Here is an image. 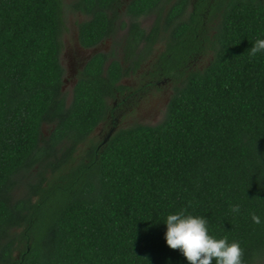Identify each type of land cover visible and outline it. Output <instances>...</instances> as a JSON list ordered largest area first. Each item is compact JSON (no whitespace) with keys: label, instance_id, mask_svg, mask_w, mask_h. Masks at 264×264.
Here are the masks:
<instances>
[{"label":"trees","instance_id":"trees-1","mask_svg":"<svg viewBox=\"0 0 264 264\" xmlns=\"http://www.w3.org/2000/svg\"><path fill=\"white\" fill-rule=\"evenodd\" d=\"M65 6L0 0V264H188L164 238L179 211L264 264V52L250 54L264 0H73L81 45L124 55L94 54L70 100ZM152 56L151 78L173 85L162 120L94 142Z\"/></svg>","mask_w":264,"mask_h":264},{"label":"clouds","instance_id":"clouds-1","mask_svg":"<svg viewBox=\"0 0 264 264\" xmlns=\"http://www.w3.org/2000/svg\"><path fill=\"white\" fill-rule=\"evenodd\" d=\"M264 52V38L257 39L250 48L255 56ZM239 213V205L231 207ZM251 219L259 224L260 218L252 214ZM166 225L164 238L171 249H178L188 264H242V248L238 241L229 242L227 237L216 238L209 234L207 219L179 211L168 214L163 222Z\"/></svg>","mask_w":264,"mask_h":264},{"label":"rangeland","instance_id":"rangeland-1","mask_svg":"<svg viewBox=\"0 0 264 264\" xmlns=\"http://www.w3.org/2000/svg\"><path fill=\"white\" fill-rule=\"evenodd\" d=\"M73 0H64L65 2V18H66V28L63 33V42L65 44L64 51L62 53V64L65 67L66 70V79L68 82L70 81V75L78 67L81 63V57L82 53L79 51V47H77V32H78V24L84 19V15L80 12H75L71 8V2ZM153 22V17L149 16L144 18V24L146 28H149L150 25ZM110 45V43H105L103 45L104 48H107ZM209 55H204L200 57V59L195 62L193 65L194 67H203L206 63L209 62ZM150 66L148 65L145 69V71H142L139 73V75H136L132 78H128L127 83L136 86V88L143 87L145 85H148V78L150 75L146 74V70ZM66 82L65 84V92L68 96V100L71 98V89L72 85L69 82ZM171 84V83H169ZM167 88V86L165 87ZM164 89H154L151 91V93H141V91H137L136 94H133L130 98V102H128V105L126 104V112L121 113L122 114V122H125L124 124L120 125V127H125L128 125H131L136 122L140 123H151L155 124L162 120L165 110H166V103L163 105L164 101V94L162 93ZM172 95V92L169 91V96ZM166 105V106H165ZM129 106V108H128ZM132 106V107H131ZM165 107V108H164ZM161 112V113H160ZM120 114H117L116 116L119 117ZM161 115V116H160ZM151 118H157L156 121H152ZM107 127L102 126V130L95 131L92 134V140L94 142H99L102 140L106 135ZM86 144H82L81 148H85Z\"/></svg>","mask_w":264,"mask_h":264},{"label":"flooded vegetation","instance_id":"flooded-vegetation-1","mask_svg":"<svg viewBox=\"0 0 264 264\" xmlns=\"http://www.w3.org/2000/svg\"><path fill=\"white\" fill-rule=\"evenodd\" d=\"M146 17H149V16H145V17L141 18V24H142V27H144V28H146L145 24H144V18H146ZM153 21H154V18H153ZM151 25H150V27H151ZM119 31L120 32L118 33V36H119V38L123 39L124 33H126V29H119ZM76 36H77V43L76 44H77V47H79V49H80L79 51H81V53H82V57H81L80 65L78 67H76V69H74V71L70 75V81L69 82L72 85L71 86L72 87V89H71L72 93H73V89H74L75 84L77 82L78 75H79L80 71H82L84 69V67L87 64L88 60L94 54H96L98 52H103V53L109 54L111 58L112 57H114V58H123V55H124V53L122 52V47H119V48L114 47L115 46L114 45V41L111 38H108V39L98 43L97 45H95L93 47H84V46L81 45V43L79 41V33L78 32H77ZM107 42L110 43V45L107 48H104L103 45L105 43H107ZM64 48H65V44H64ZM64 48H63V51H64ZM157 53H158V51L155 52V54H157ZM153 57L154 56H152L147 63L142 64L141 67L136 72H131V74L129 76L124 77L122 79V83L124 85H126L127 87H129L130 90H128L126 93H124L123 94L124 96L122 95L119 100L118 99L117 100H112L111 109H110V113L108 115V119L103 121V122H101L95 129V131H98L99 129L102 130V126L105 127V128L107 127V132L105 133L106 136L103 138L104 140L108 137V135L111 133L112 130H113V132H112V134H113L114 131L120 127V125L125 123V122H122V120H121V118L123 116H122V114H120V111H121V113H122V111L126 112V104L128 105V102L131 101L130 98L132 97L133 94H136L137 91H141V93H144V92L151 93V91L154 90V89H158V88L164 89L162 91V93L164 94V97H165L164 100H166V101H164L163 105L165 103H166V105H168V103H169V101L171 99V96H172V95L169 96V91H171L172 94H173V85L169 84L166 80H160L159 81V80H153L151 78V75H150L151 65L150 64L152 63ZM148 65L150 66L146 70V74L150 75V77L148 78V80H149L148 81V85H145V86L140 87L138 89V88H136V86L127 83L128 78H132V77H134L136 75H139V73H141L142 71H145V69H146V67ZM66 75H65V78H64L63 90L65 88L66 82H68V80L66 79ZM67 77H68V75H67ZM166 86H167V88H165ZM71 96H72V94H71ZM128 108H129V106H128ZM117 114H120L119 117L116 116ZM150 119L152 121H156L157 120V118H151V117H150Z\"/></svg>","mask_w":264,"mask_h":264},{"label":"water","instance_id":"water-1","mask_svg":"<svg viewBox=\"0 0 264 264\" xmlns=\"http://www.w3.org/2000/svg\"><path fill=\"white\" fill-rule=\"evenodd\" d=\"M112 132H113V130H112L111 133L108 135V137L105 139V141L108 140V139L110 138Z\"/></svg>","mask_w":264,"mask_h":264}]
</instances>
